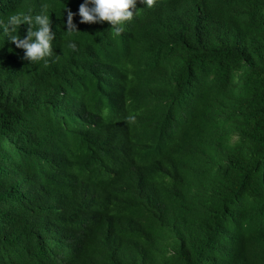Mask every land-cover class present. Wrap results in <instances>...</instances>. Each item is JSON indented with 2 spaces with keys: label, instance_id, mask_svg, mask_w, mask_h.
<instances>
[{
  "label": "trees",
  "instance_id": "trees-1",
  "mask_svg": "<svg viewBox=\"0 0 264 264\" xmlns=\"http://www.w3.org/2000/svg\"><path fill=\"white\" fill-rule=\"evenodd\" d=\"M83 2L0 0L55 32L47 63L0 39V264H264V0L69 36Z\"/></svg>",
  "mask_w": 264,
  "mask_h": 264
},
{
  "label": "clouds",
  "instance_id": "clouds-1",
  "mask_svg": "<svg viewBox=\"0 0 264 264\" xmlns=\"http://www.w3.org/2000/svg\"><path fill=\"white\" fill-rule=\"evenodd\" d=\"M172 0H84L80 4L78 13H73L67 10V20L65 31L69 36L73 33H78L76 24L73 22L74 16L79 15L80 23H103L108 22L111 25L113 34L119 36L126 25L131 24L134 15L137 14L136 5L138 8H143L149 13H158L163 6L171 4ZM65 9V8H64ZM21 25H28L27 34L21 38L19 28ZM0 39L10 41L15 44L16 48L24 50V59L30 61L31 64L47 63L54 55L53 42L55 40V32L52 30L50 13L48 6L38 14H23L14 13L9 15L6 20L0 18ZM67 47L73 51L76 50L77 44L69 40ZM187 124L179 121V126ZM189 125V124H188ZM167 141L176 138V132L172 128L168 130ZM94 199L84 197L85 206L74 207L80 216H84L93 206ZM80 211V212H79Z\"/></svg>",
  "mask_w": 264,
  "mask_h": 264
}]
</instances>
